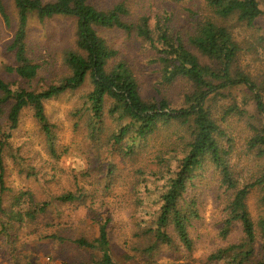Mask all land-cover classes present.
<instances>
[{"label":"trees","instance_id":"16d2710c","mask_svg":"<svg viewBox=\"0 0 264 264\" xmlns=\"http://www.w3.org/2000/svg\"><path fill=\"white\" fill-rule=\"evenodd\" d=\"M12 1L17 30L8 51L16 65L6 67V72L28 88L14 90L0 75V216L8 217L1 236L15 243L13 222L18 229L36 225L32 233H39L37 222L53 205L59 207V219L64 208H82L91 220V231L79 232L82 225L76 223L47 224L67 232L75 226L78 233L69 237L56 230L40 232L38 240L72 243L90 253L92 264H138L140 255L153 264L152 256L163 247L193 252L191 230L203 219V183L211 179L223 206L219 237L225 240L239 227L241 238L216 249L207 262L264 264V0H171L172 8L138 17L131 16L126 2L101 9L93 0ZM0 15L10 26L4 0ZM32 16L40 22L56 17L75 21L73 44L63 58L68 75L40 90L33 88L40 82V66L28 54ZM103 30H119L142 44L150 59L144 73L154 74L155 94L144 88L137 68L119 59ZM248 55L253 57V70L251 63L243 64ZM88 82L91 90L77 113L96 158L83 173L84 184L76 182L75 191L44 201L29 191L20 192L5 208L3 195L10 191L5 152L21 115L31 110L52 156L60 159L46 104ZM177 85L184 91L174 100L168 90ZM233 123L243 126L241 141ZM116 159L132 165L133 194L141 184L162 183L158 209L149 220L152 226L143 229L139 222L133 230L131 255H121L122 249L114 246V208L99 201L110 194L117 179L123 183L129 176L120 174ZM252 196L257 218L249 207ZM25 264H31L30 259Z\"/></svg>","mask_w":264,"mask_h":264},{"label":"rangeland","instance_id":"374dc122","mask_svg":"<svg viewBox=\"0 0 264 264\" xmlns=\"http://www.w3.org/2000/svg\"><path fill=\"white\" fill-rule=\"evenodd\" d=\"M43 1L48 3L54 0ZM122 2H126L130 7L132 17L150 14V11L158 14L172 8L171 0H93V4L101 9H108L114 4ZM4 4L11 25L7 26L0 15V75L5 81L12 84L14 90L21 86L28 88L17 79L16 75L6 72V67L16 65L14 55L8 51V48L17 30V13L12 0H4ZM74 28L75 21L70 18L56 17L45 22H40L36 16L30 18L27 31L28 54L40 66L38 77L40 82L33 88L40 90L41 87L54 81L59 82L61 78L68 75L63 58L65 52L71 49L73 44ZM101 33L109 44L119 52V59L127 60L141 73L144 88L155 94L154 74L152 72L144 73L146 67L150 66L148 63L150 59L146 57L147 53L142 44L119 30H103ZM243 59V64L251 63L253 70V57L248 55ZM179 86L168 90L169 96L174 100H177L184 91ZM90 90L91 84L88 82L76 92L66 93L46 104V114L56 134L55 147L58 154L61 155L60 159L52 156L50 143L41 127L36 123L31 110L26 109L23 112L19 127L12 134L10 149L5 152V182L6 187L10 190L3 195L5 208L10 207L13 196L20 192L29 191L33 193L36 200L44 201L68 191H75L77 183L84 184L83 173L92 166L91 163H94L96 157L88 139V131L83 121H80L77 112L83 108L84 97ZM232 125L238 140L241 141L243 126L241 123ZM149 159L150 155L145 161L148 164ZM105 160L101 157L100 161L102 163ZM115 161L120 165V174L124 177L126 174L129 176L123 183H119L120 180L117 179L110 194L101 196L99 201H106L114 208L115 221L111 228L114 246L117 245V249H122L121 255L124 253L131 255L134 254L132 251L133 230L139 222L143 229L152 226L150 222L158 209L157 200L162 183L157 182L154 185L150 181V183L141 184L136 189L138 193L133 194L132 185H130L131 178H133L131 163L122 162L119 159ZM149 179L153 180L150 177ZM203 184V206L201 209L203 219L196 224L195 229L191 230V238L194 243L193 252L188 253L185 250L176 252L163 247L152 256L153 264H211L207 262V259L216 249L240 240L241 229L239 227L234 229L227 239L223 240L219 237L223 206L221 200L217 199L219 196L218 186L216 181L211 179H207ZM134 198L137 200L132 203ZM137 203L138 207H136ZM249 207L253 216L257 218L258 212L254 196L249 200ZM64 210L65 213L61 214L63 219H59V207L53 205L52 211L47 216L39 218L37 222L39 233L46 234L56 230L70 237L78 233L76 227L80 224L82 226L79 232L92 230L90 229L91 220L86 217L84 209L77 210L69 207ZM69 214L72 216L71 219L67 217ZM72 220H74L73 223H71ZM7 222L8 217L0 216V236ZM59 222H67L72 226L76 223L75 230L67 232L66 229L63 231L56 227L53 230V226L47 227V224L56 225ZM13 225L14 228L7 225L6 228H12L11 233L17 235V240L12 244L9 240L0 237V264H15L16 259L18 260L17 264H25L27 259H30L31 264H92L90 253L79 249L72 243L38 240L39 233H32L36 229V225L25 226L24 229H18L15 222ZM99 256L101 255L99 254ZM148 262L149 259L145 255L138 257V264H148Z\"/></svg>","mask_w":264,"mask_h":264}]
</instances>
